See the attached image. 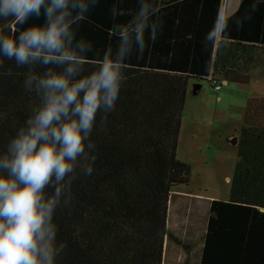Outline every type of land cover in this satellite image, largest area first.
Instances as JSON below:
<instances>
[{
	"label": "trees",
	"instance_id": "trees-1",
	"mask_svg": "<svg viewBox=\"0 0 264 264\" xmlns=\"http://www.w3.org/2000/svg\"><path fill=\"white\" fill-rule=\"evenodd\" d=\"M139 0H84L87 12L73 24L76 40L91 44L85 71L115 50L120 34L146 24L145 49L130 41L115 109L97 113L91 134L96 157L91 175L81 162L67 180L54 214L55 264H163L172 191L187 184L188 163L176 157L182 111L190 80L209 71L247 84L256 51L264 49V0H241L223 17L227 27L210 44L206 34L218 20L221 0H181L160 6L138 25ZM32 17L23 27L43 24ZM5 35L21 29L14 20ZM155 38H151V30ZM18 35V31L16 32ZM61 71L36 63L20 66L0 56V153L40 104L39 77ZM31 77L32 85H26ZM238 152L227 200L211 199L199 264H264V97L247 100L238 131ZM54 188L45 189V198Z\"/></svg>",
	"mask_w": 264,
	"mask_h": 264
},
{
	"label": "clouds",
	"instance_id": "clouds-1",
	"mask_svg": "<svg viewBox=\"0 0 264 264\" xmlns=\"http://www.w3.org/2000/svg\"><path fill=\"white\" fill-rule=\"evenodd\" d=\"M87 10L84 0H0V21L12 19L21 25L12 35L4 34L7 24L0 27V56L20 66L39 63L62 69L49 68L39 77L40 104L0 153V264H55L64 245L57 246L53 220L65 185L71 187L66 177L78 162L83 174L91 175L96 157L89 156L94 147L90 137L97 113L115 109L130 56L125 55L126 45L138 44L143 55L147 25L142 23L134 32H122L115 50L109 47L94 69L85 71L82 62L93 46L82 40L74 44L72 26ZM41 14L43 24L23 27ZM226 27V21L218 19L205 40L214 44ZM49 186L54 192L46 199Z\"/></svg>",
	"mask_w": 264,
	"mask_h": 264
},
{
	"label": "rangeland",
	"instance_id": "rangeland-1",
	"mask_svg": "<svg viewBox=\"0 0 264 264\" xmlns=\"http://www.w3.org/2000/svg\"><path fill=\"white\" fill-rule=\"evenodd\" d=\"M255 55V66L248 73L251 81L247 84L225 81L215 90L207 79L189 81L176 157L189 164L190 178L177 189L200 194L204 201L229 198L238 152V142L232 139L239 137L248 98L264 96V82L258 80L264 66V49ZM196 82L201 88L194 93ZM203 208L189 214L197 227L196 235L165 241L163 264H199L203 225L207 220V210Z\"/></svg>",
	"mask_w": 264,
	"mask_h": 264
},
{
	"label": "crops",
	"instance_id": "crops-1",
	"mask_svg": "<svg viewBox=\"0 0 264 264\" xmlns=\"http://www.w3.org/2000/svg\"><path fill=\"white\" fill-rule=\"evenodd\" d=\"M178 1L181 0H139L138 7L136 8L134 13L135 25H138L146 16L155 12L160 6ZM240 1L241 0H221L218 19L232 14L238 8ZM142 9L144 10L143 15H141ZM219 37L220 35L218 33L216 40H218ZM259 50L261 49H258L257 51ZM258 67L259 66H256V68ZM211 76H213L212 70L209 71L207 78L209 79V77ZM219 78L221 79V77ZM258 80L262 83L264 82V66L262 67L261 71L258 74ZM222 81H224V79H222ZM193 86L196 89V91H198L201 88V85L199 84L198 86L197 82L193 83ZM218 98L219 96L217 97V99ZM210 200L211 199L204 201L202 195L200 194L192 193L189 191H183L177 188H175L172 191L169 200L167 224L172 235L175 237V239L173 240L180 241L181 236L188 237V236L196 235L197 227L195 226L193 219L190 218L189 214L190 212L193 211L194 212L200 211V209L204 207L207 210V218H208ZM206 222L203 225V227H205V230H206Z\"/></svg>",
	"mask_w": 264,
	"mask_h": 264
},
{
	"label": "built area",
	"instance_id": "built-area-1",
	"mask_svg": "<svg viewBox=\"0 0 264 264\" xmlns=\"http://www.w3.org/2000/svg\"><path fill=\"white\" fill-rule=\"evenodd\" d=\"M209 81H211V85L215 90H219L222 87L223 82H225L226 80L221 81L219 77L213 75L209 77Z\"/></svg>",
	"mask_w": 264,
	"mask_h": 264
},
{
	"label": "water",
	"instance_id": "water-1",
	"mask_svg": "<svg viewBox=\"0 0 264 264\" xmlns=\"http://www.w3.org/2000/svg\"><path fill=\"white\" fill-rule=\"evenodd\" d=\"M198 86H199V83H198ZM195 91H196V89L194 88V92H195ZM232 141H233L234 143L237 142V141H238V137H237V136L233 137Z\"/></svg>",
	"mask_w": 264,
	"mask_h": 264
}]
</instances>
